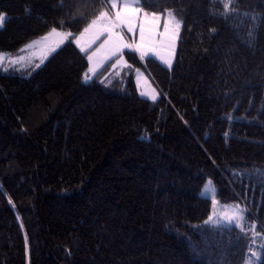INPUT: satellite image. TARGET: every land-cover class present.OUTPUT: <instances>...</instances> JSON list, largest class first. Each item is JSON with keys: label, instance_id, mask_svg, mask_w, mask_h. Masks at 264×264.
<instances>
[{"label": "trees", "instance_id": "obj_1", "mask_svg": "<svg viewBox=\"0 0 264 264\" xmlns=\"http://www.w3.org/2000/svg\"><path fill=\"white\" fill-rule=\"evenodd\" d=\"M105 4L0 0L2 52L72 33L29 76L0 70V264H264V0H141L182 18L173 67L127 51L85 82L74 38ZM209 179L243 228L206 223Z\"/></svg>", "mask_w": 264, "mask_h": 264}, {"label": "snow or ice", "instance_id": "obj_2", "mask_svg": "<svg viewBox=\"0 0 264 264\" xmlns=\"http://www.w3.org/2000/svg\"><path fill=\"white\" fill-rule=\"evenodd\" d=\"M63 3V0H61ZM222 6L224 9V15H227L232 10V0H222ZM105 7L110 9V11L102 10L99 14L91 20L88 26L80 34L79 38H76V43L80 44V39L86 34H92V40L89 42V47L91 43L98 39L101 35L107 34V39L92 54L88 55L87 59L90 62L88 70L84 73L83 79L85 82L91 80L97 72L99 64L97 63L95 57L98 53L104 49L105 55L104 59H110L112 57H118L116 64H119L123 60V50L130 49L132 51L138 52L141 59H143L149 53L158 55L160 59L168 65L170 68L172 65V57L175 52L176 40L179 36L182 20H180L174 13L173 10L166 9L164 13L158 14L156 12H147L143 10L140 0H106ZM164 19L163 31H160V21ZM6 16L0 13V27L4 26ZM139 31V41L135 40L136 31ZM127 30L131 34V42L125 40L123 31ZM211 32H215V28L210 29ZM249 35H251L249 33ZM58 37L56 45L49 48V52L55 51V48L59 46L60 43L64 41L67 37H71V32H60L56 28H52L51 32L43 37L40 41H34L32 44L27 45L26 48H34L36 45L41 44L43 41L49 40L50 37ZM166 50L168 52L167 56L161 55V51ZM21 51H24L22 49ZM81 51L87 52V48L81 45ZM8 60V65H14L20 63L25 59V57L18 56L16 58H11L6 54L0 53V66H3L5 60ZM43 63V60H41ZM35 67H40V64H36ZM115 67V65H113ZM7 71V67L4 68ZM138 71V70H137ZM142 95H151L153 100L156 99L155 94L141 93ZM214 205L217 203L213 201ZM234 211L231 215L224 216L229 223L235 221L236 225L243 228L244 220V209L240 208L238 205L233 206ZM215 213L209 216L208 221L213 223H219V220L214 219ZM252 229H255V225H250ZM254 235H264L261 233H255ZM264 247V245H262ZM251 256H255L259 259V253L252 251ZM245 264H254L251 257L245 262Z\"/></svg>", "mask_w": 264, "mask_h": 264}, {"label": "rangeland", "instance_id": "obj_3", "mask_svg": "<svg viewBox=\"0 0 264 264\" xmlns=\"http://www.w3.org/2000/svg\"><path fill=\"white\" fill-rule=\"evenodd\" d=\"M140 4H141V0H140ZM103 10H107L110 11V9L108 8H104ZM144 11H146L145 9H143ZM169 10H173L175 15L182 20L181 17L178 16L177 12L175 11V9H169ZM149 12V11H147ZM151 13V12H149ZM158 14H162L164 12H156ZM183 22V21H182ZM163 24H164V19L162 18L160 21V31H163ZM183 25V24H182ZM182 30V27H181ZM180 30V33H181ZM59 31V30H57ZM51 32V31H50ZM50 32H47L44 35H41L39 37L33 38V40H31L28 44H26L22 49H24V51H21L19 54H17L16 56L7 53V52H2L0 51V53L6 54L7 56L11 57V58H16L18 56H22L25 57V59L23 61H21L20 63L11 65L9 67L8 65V60H5V67H9L7 68V72H13V71H8L11 68L16 69L20 75L23 76H29L33 69L37 68L35 67L36 64H40L41 60H43V63L55 52L57 51L67 40L69 37H67L66 39H64V41L62 43L59 44L58 47L55 48V51H51L49 52V48L53 47L56 45L57 41L59 40L58 37H50L49 40L47 41H43L41 44L36 45L34 48H26L27 45L32 44L34 41H40L43 37L47 36ZM62 32V31H60ZM180 33L179 36L176 40V45H175V52L174 55L172 57V65L169 68L168 65H166L158 55L149 53L148 55H146L143 59H141L140 54L138 52L132 51L130 49H124L123 50V60H121V62L119 64H116V60L118 59V57H112L110 59H104V55H105V50L102 49L98 55L95 57L97 63L99 64V67L97 68V72L94 76H92L91 80L99 73V71H101L109 62H111L110 64V69L106 70V76L108 75H113V74H118V73H122L126 68V65L128 64V59L126 57V52L127 51H131V52H135L138 57L140 58L141 62H143L144 60L148 59V58H154L156 60H158L161 64H163L165 67L171 69L175 63V59H176V54H177V50H178V44H179V38H180ZM123 35L126 41L131 42V34H129L127 32L126 29H124L123 31ZM80 34L77 35L74 38V42L75 44L78 46V48L81 50V45H83L84 47L87 48V52L82 51L83 53L86 54V57H88V55L92 54L93 52H95L97 49L100 48V46L104 43V41L107 39V34L105 33L104 35H101L98 39H96L94 42L91 43V46L89 47V42L92 40V34H86L83 38L80 39V44L78 45L76 43V38H79ZM135 40L138 42L139 41V31L137 28L136 34H135ZM21 49V50H22ZM161 55L167 56L168 52L166 50H162L161 51ZM88 61V59H87ZM88 64L90 66V62L88 61ZM3 65V66H4ZM113 65H115V67H113ZM3 66H0V70ZM88 66V68H89ZM88 70V69H87ZM138 70V71H137ZM119 75V74H118ZM91 80L87 81L90 82ZM135 83H136V87H137V91L139 96L143 97V98H147L149 100L152 101H156L161 97V92L158 88V86L156 85V83L154 82L153 78L150 76V74L147 72V70L140 66L137 67L136 72H135ZM118 90V89H116ZM150 93V94H155L156 95V99L153 100L151 98V95H142L141 93ZM202 194L211 198L212 200V211H211V215H213V213H215V217L214 219L219 220V223H213V222H209L211 224H216V225H236L235 221L229 223L226 219H223L224 216L227 215H231V213L234 211L233 206L238 205L240 208L245 210V206L240 203V202H221L217 196H216V190L214 188L213 182L211 179H209L207 181V183L205 184V186L203 187L202 190ZM213 201H216L217 203H213ZM244 215V220H243V225L245 223V218H246V210L243 213ZM209 218V217H208ZM208 218L206 221H208ZM239 227V226H238Z\"/></svg>", "mask_w": 264, "mask_h": 264}]
</instances>
